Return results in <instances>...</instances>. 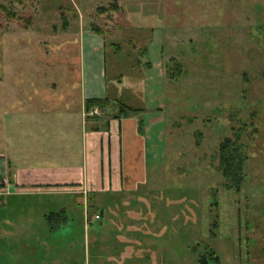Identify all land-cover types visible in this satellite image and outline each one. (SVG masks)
<instances>
[{
  "label": "rangeland",
  "instance_id": "rangeland-1",
  "mask_svg": "<svg viewBox=\"0 0 264 264\" xmlns=\"http://www.w3.org/2000/svg\"><path fill=\"white\" fill-rule=\"evenodd\" d=\"M94 29L105 48L89 68L109 101L89 116L104 129L133 116L145 167L133 190L93 191L88 205L63 191L7 196L0 264H264V0H0L9 119L24 93L40 110L73 106ZM62 134L71 146H36L39 161L78 158L79 137ZM225 137L247 155L238 190L218 168Z\"/></svg>",
  "mask_w": 264,
  "mask_h": 264
},
{
  "label": "crops",
  "instance_id": "crops-1",
  "mask_svg": "<svg viewBox=\"0 0 264 264\" xmlns=\"http://www.w3.org/2000/svg\"><path fill=\"white\" fill-rule=\"evenodd\" d=\"M89 33L95 43L94 49L96 48L94 52L92 50L94 60L83 65L84 72L86 73V69L88 72L81 78L80 91L70 99L74 101L72 107L40 110L36 104L37 95L32 92L24 93L19 97L18 108L14 110L15 117L9 119L5 102L7 97L10 98L9 92L5 89L0 92V169L9 178L8 186L0 190V206L5 205L7 196L20 193L63 191L82 194L87 204L93 191L112 188L124 191L135 188L140 169L146 163V136L133 116H114L106 120V129L100 127L104 122L99 124L97 119L89 116L91 108H86L87 99L104 97L102 93L105 89L100 81V68L99 71L96 69V76L91 74L92 68H89L93 61L96 66L99 65V54L95 53L104 49L105 43L96 38L98 35L101 38V34ZM40 129L46 132L45 143L38 134ZM59 132L63 133V137H79L78 158L74 160L71 151L66 150L60 154L61 166H55L54 160L39 161L41 155L36 146L44 145L41 146L44 149L50 146H71L65 139L58 138ZM6 223L15 224L8 220H5ZM39 260L40 264H47Z\"/></svg>",
  "mask_w": 264,
  "mask_h": 264
},
{
  "label": "trees",
  "instance_id": "trees-1",
  "mask_svg": "<svg viewBox=\"0 0 264 264\" xmlns=\"http://www.w3.org/2000/svg\"><path fill=\"white\" fill-rule=\"evenodd\" d=\"M97 33L101 34L99 30L94 29ZM107 96L102 98H89L86 101V108L93 105H99L104 102L108 103ZM252 113V114H251ZM249 113L253 115L254 112ZM255 116L251 117V121L254 122ZM244 150V144L236 138L225 137L219 144L218 151V168L223 175L225 186L228 188L239 189V186L244 178V159H246ZM95 198V193H92L91 198Z\"/></svg>",
  "mask_w": 264,
  "mask_h": 264
},
{
  "label": "built area",
  "instance_id": "built-area-1",
  "mask_svg": "<svg viewBox=\"0 0 264 264\" xmlns=\"http://www.w3.org/2000/svg\"><path fill=\"white\" fill-rule=\"evenodd\" d=\"M91 114H99V111L97 110V108L93 109V110H90ZM9 184V178H8V175L5 174V173H2L0 174V190H3L5 189ZM99 215L98 214H95V217L94 218H98ZM91 220H87V222H90Z\"/></svg>",
  "mask_w": 264,
  "mask_h": 264
}]
</instances>
